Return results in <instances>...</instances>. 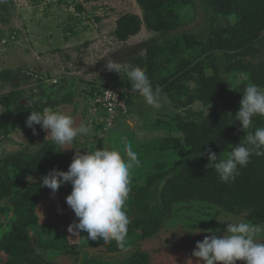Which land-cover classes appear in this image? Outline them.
I'll list each match as a JSON object with an SVG mask.
<instances>
[{
    "label": "trees",
    "instance_id": "1",
    "mask_svg": "<svg viewBox=\"0 0 264 264\" xmlns=\"http://www.w3.org/2000/svg\"><path fill=\"white\" fill-rule=\"evenodd\" d=\"M70 1L79 13L81 6ZM135 1L142 18L130 14L120 17L111 33L113 40L127 42L143 27L158 34L161 40L154 44L140 42L129 57L119 56L122 59L116 62L143 68L153 87L159 86L176 107L182 105L187 116L177 115L167 126L177 129L181 138L167 136L145 146L147 152H164L180 148L181 142L184 153L172 166L164 161L156 162L153 172L144 178V185L131 186L126 210L131 221L126 247L133 240H144L156 234L177 204L211 205L229 215L244 213L249 222L263 224L264 156L253 154L248 165L239 169L240 174L234 181L223 183L215 169L206 167V151L210 149L217 156L225 157L232 147L245 142L247 132L264 126V117L255 116L253 127L242 131L240 122L235 119L247 84L252 82L264 87V64L249 61L259 54L264 44V0H199L207 11L206 20L199 29L189 31L180 30L183 23L178 8L191 6L194 14L196 0ZM59 2L69 5L66 0ZM68 17L69 21L76 22L63 29L67 38L79 34L77 23H81L79 18ZM0 20L6 21L1 15ZM18 73L1 72L0 81L11 82ZM232 74L235 78L241 76L233 89L229 85ZM60 81L61 78L56 84L40 81L38 91L30 89L27 106L19 104L22 91L18 85H12L11 91L0 97L5 113L0 119V137L7 134L6 130L14 121L21 122L20 128L28 137V144L37 146L34 152L25 148L0 158V264H46L36 256L40 248L63 250L71 255H76L81 247L103 248L108 253L123 250L115 241L90 240L85 231L74 236L66 230L59 236L54 220L50 219L51 211L59 210L55 204L60 195L66 197L71 185L65 183L52 194L49 188L42 186V177L54 168L67 171L74 153L62 151L52 138H45L43 130L39 131L40 125L29 127L26 119L32 111L42 112L45 107L55 109L71 102V93ZM108 85L128 90L129 95L138 93L131 88L126 74L110 71L99 87L91 86L86 94L94 98ZM62 92V98L54 96ZM37 95L41 102L33 104L32 98ZM183 96H187V103L180 102ZM193 101L210 110L193 112L187 108ZM126 113L127 109L123 114ZM159 122L155 124L159 126ZM40 132L43 135H38ZM46 195H52L50 202L44 200ZM3 200H7V204H1ZM147 259V254L137 253L126 264H147Z\"/></svg>",
    "mask_w": 264,
    "mask_h": 264
},
{
    "label": "rangeland",
    "instance_id": "2",
    "mask_svg": "<svg viewBox=\"0 0 264 264\" xmlns=\"http://www.w3.org/2000/svg\"><path fill=\"white\" fill-rule=\"evenodd\" d=\"M59 1L0 0V15L6 20L5 22L0 20V73L20 72L11 82L0 81V97L6 96L11 91L12 85H18L17 88L22 91L19 104L27 106L31 88L38 91L40 81L52 82L61 78V85L71 93L72 100L57 108L70 114L75 125L78 126L81 122L87 121V116L89 118L90 115L87 114L85 118L80 116V111L82 112L80 109L87 108L89 96L86 92H89L91 86L99 87L103 82V77L110 72L106 65H121L116 60L120 57H129L140 42L154 44L161 39L158 34H153L143 27L127 42L120 43L113 40L111 33L120 17L130 14L142 18V11L135 0H73L81 6L79 13H76L70 0H66L69 5ZM203 8L199 0H196L194 14L191 6L178 8L183 23L180 30L199 29L206 20L207 11ZM71 15L75 19H81V23H77L80 32L74 37L67 38L63 29L68 24L76 22L68 20V16ZM249 61L253 64L258 62L264 64V44L259 54L249 58ZM234 78L233 74L229 77V85L232 89L236 87L238 81H241V76ZM137 94L139 92L132 95L122 92V97L127 109L124 117L132 119L131 115H137L139 127L133 126L135 129H130L126 125L123 130L120 127L116 129L117 125H122V122L118 123L116 120L113 126L104 131L98 130L99 127L93 124V133L87 136L90 137L89 140L93 137L107 141L110 135L111 139L103 143L101 148L105 146L118 149L122 154L124 153L122 139L126 138L132 144L140 163L131 170V186L144 185V178L153 172L156 162L164 161L172 166L183 158L184 149L181 148V142L180 148L171 151L147 152L144 149L159 138L167 136L181 138V133L177 129H168L167 126L173 123L177 115L184 118L187 116L185 108L180 104L176 107L170 99V103L162 109L154 110L146 105L141 95ZM54 96L60 99L64 96V92L56 93ZM186 99L187 96H183L180 102L187 103ZM187 108L193 112L203 113L210 110L198 101H193ZM4 117V108L0 102V119ZM79 117L81 119L77 122L76 119ZM156 121H160L159 126L155 124ZM14 122L6 130L7 134L0 137V158L25 148L30 152L37 149V146L30 147L28 144V137L20 128L21 122ZM43 133L46 139H51L47 131L43 130ZM80 137L86 138V136ZM80 144L77 143V149L81 152L86 151V144ZM51 197L46 195L44 200L50 202ZM5 203L7 204V200H3L1 204ZM56 203L59 210H52L50 219L54 220L58 235L62 236L76 218L66 204L65 197L60 195ZM239 220L248 221L244 213L229 215L211 205L192 202L177 204L173 208L172 215L163 222L156 234L144 240H133L130 246L127 245L119 252L108 253L103 248L81 247L76 255H71L63 250L40 248L36 256L46 264H126L133 254L145 253L148 255L147 264H196L198 258L192 256V252L198 241L211 234L207 230H219V234H222L227 222ZM198 229L201 231L191 233ZM236 264L243 262L239 261Z\"/></svg>",
    "mask_w": 264,
    "mask_h": 264
},
{
    "label": "clouds",
    "instance_id": "3",
    "mask_svg": "<svg viewBox=\"0 0 264 264\" xmlns=\"http://www.w3.org/2000/svg\"><path fill=\"white\" fill-rule=\"evenodd\" d=\"M106 67L117 74H126L131 88L138 91L152 109L160 110L170 103L159 86L153 87L143 68L131 64H107ZM56 80L52 83L56 84ZM38 102H41L40 97L34 96L32 103ZM255 116L264 117V87L249 82L241 95L235 119L240 122L241 130L245 131L253 127ZM26 124L29 127L40 125L58 145L73 144L77 137L91 136L93 133L90 122H81L76 126L70 114L52 107H45L42 112H30ZM122 142L123 154L118 149L105 146L83 152L73 147L75 152L67 171L50 170L42 177V186L55 194L61 185H71V192L65 201L76 219L69 224V233L78 236L80 231H85L90 240L115 241L119 248L124 249L131 222L126 211L131 192V170L139 166L140 161L132 144L126 138ZM253 154L264 156V126L247 132L245 142L232 147L225 157L217 156L208 149L206 167L215 169L221 182L229 183L240 174V168L248 165ZM207 231L211 234L198 241L192 252V256L198 258L196 264H236L237 261L264 264V224L239 220L227 222L222 234H219V230Z\"/></svg>",
    "mask_w": 264,
    "mask_h": 264
},
{
    "label": "built area",
    "instance_id": "4",
    "mask_svg": "<svg viewBox=\"0 0 264 264\" xmlns=\"http://www.w3.org/2000/svg\"><path fill=\"white\" fill-rule=\"evenodd\" d=\"M55 82V81H53ZM122 92L131 94L130 91L115 85H108L101 89L100 94L87 101L86 114H90L87 119L92 125H97L104 131L114 125L118 114L126 111L125 101Z\"/></svg>",
    "mask_w": 264,
    "mask_h": 264
},
{
    "label": "crops",
    "instance_id": "5",
    "mask_svg": "<svg viewBox=\"0 0 264 264\" xmlns=\"http://www.w3.org/2000/svg\"><path fill=\"white\" fill-rule=\"evenodd\" d=\"M142 97V96H141ZM89 99V98H88ZM87 99V100H88ZM57 108V107H56ZM55 108V109H56ZM57 110H58V108H57ZM80 110H82V112L80 111V116L81 117H86V109L84 108V109H80ZM127 114V113H126ZM125 116V114H120L119 116H118V118H116L117 120H118V123H120V122H122V125L121 126H118L117 125V127H116V129L117 128H121L122 130H123V128H125V126L127 125L130 129H135L133 126H135V127H137L138 126V124H139V121H137V118H136V116L137 115H131V116H133V118L131 119V118H128V117H124ZM81 117H79V118H77L76 120H77V122H79L80 121V119H81ZM87 119H88V116H87ZM85 123H88V121H85ZM97 127H99V126H97ZM139 127V126H138ZM114 128V127H113ZM98 130H100L101 128L99 127V128H97ZM116 134V133H115ZM80 138H81V141H80ZM89 138L90 137H87L86 136V138H84V137H77L76 138V140L73 142V145L71 146V144H66V145H60V147H61V149H62V151H64L65 153H74L75 152V149H73V147H75V148H77V143H81L80 145H82V144H86L85 146L87 147V149H86V151L87 150H91L92 148H94V147H96V148H101V146H102V144L103 143H106L108 140H110L111 139V136L109 135L108 137H107V141H103V139H101V140H97L96 138L95 139H93V137H92V139L91 140H89ZM104 145V144H103ZM67 190V189H66ZM63 195V194H62Z\"/></svg>",
    "mask_w": 264,
    "mask_h": 264
}]
</instances>
